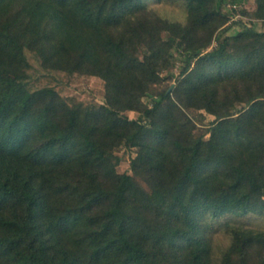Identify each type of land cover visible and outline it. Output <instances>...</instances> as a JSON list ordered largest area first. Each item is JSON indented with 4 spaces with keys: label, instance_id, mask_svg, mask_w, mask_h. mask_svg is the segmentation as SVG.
<instances>
[{
    "label": "trees",
    "instance_id": "1",
    "mask_svg": "<svg viewBox=\"0 0 264 264\" xmlns=\"http://www.w3.org/2000/svg\"><path fill=\"white\" fill-rule=\"evenodd\" d=\"M238 2L0 0V264H264V0L239 10L251 27ZM30 59L101 79L104 104L32 81Z\"/></svg>",
    "mask_w": 264,
    "mask_h": 264
},
{
    "label": "rangeland",
    "instance_id": "2",
    "mask_svg": "<svg viewBox=\"0 0 264 264\" xmlns=\"http://www.w3.org/2000/svg\"><path fill=\"white\" fill-rule=\"evenodd\" d=\"M230 1V0H229ZM237 11L244 9L247 13H251L255 8L254 0H240L237 3ZM149 11L152 13L165 18L172 22L185 23V11L184 8L180 5H167V4H150ZM240 14V13H239ZM240 16H242L240 14ZM243 17V20L250 25L252 20L248 17ZM255 23V22H253ZM252 23V24H253ZM251 26V25H250ZM257 29L264 30V23H257ZM240 27L233 26L230 28L227 35H232L234 32L239 31ZM212 47H215V42H213ZM174 60L173 65L169 71L162 73L163 79H165L162 85L159 87V90H165L175 84V81L178 78V75L181 70V62L179 55L176 52H173ZM32 64V73L31 80L37 81L39 78H43V85L55 87L58 89L63 98L72 100L74 103L83 104V105H102L105 102L104 97V83L101 79L90 76H81V75H67L65 73H55V72H46L42 70L38 63L34 62L33 59H30ZM153 99L145 98L144 103L148 106L151 105ZM130 119H135L138 117L137 113L129 112L126 114ZM190 117L196 121L198 125L199 135H205L208 128L214 120V117L208 115L204 111L201 112H190ZM207 137V136H206ZM135 149H130L124 145L118 147L113 152V159L118 160V166L116 168L118 174H127L132 175L130 170V162L136 155ZM252 223L256 226H259V222H255L250 219ZM214 251L217 253L225 249L229 244V238L222 234L216 233L212 237Z\"/></svg>",
    "mask_w": 264,
    "mask_h": 264
},
{
    "label": "built area",
    "instance_id": "3",
    "mask_svg": "<svg viewBox=\"0 0 264 264\" xmlns=\"http://www.w3.org/2000/svg\"><path fill=\"white\" fill-rule=\"evenodd\" d=\"M227 9H228V10H231V11L234 10V11L232 12L233 15H232V18H231V20H230L229 23H234V22L243 21L247 27H251V26H252V23L255 22V21L252 20V21L250 22V25H251V26H250L249 24H247V22H245V21L243 20V17L240 16V14L238 13L236 5H230V4H228V5H227Z\"/></svg>",
    "mask_w": 264,
    "mask_h": 264
}]
</instances>
